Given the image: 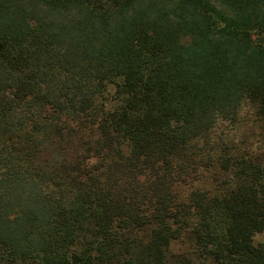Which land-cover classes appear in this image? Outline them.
Here are the masks:
<instances>
[{"label":"trees","instance_id":"1","mask_svg":"<svg viewBox=\"0 0 264 264\" xmlns=\"http://www.w3.org/2000/svg\"><path fill=\"white\" fill-rule=\"evenodd\" d=\"M260 236L264 0H0V264H264Z\"/></svg>","mask_w":264,"mask_h":264},{"label":"rangeland","instance_id":"2","mask_svg":"<svg viewBox=\"0 0 264 264\" xmlns=\"http://www.w3.org/2000/svg\"><path fill=\"white\" fill-rule=\"evenodd\" d=\"M239 133H241V132H238V134ZM212 177L211 176H209V179L207 178V179H205V177L204 178H200V182L201 183H199V186L200 187H198V188H201L202 186L204 187V186H206L207 188L209 187V183L213 180V179H211ZM203 184V185H202ZM187 189V188H186ZM211 188L209 187V190H210ZM264 240V236H260V237H256V239H255V242H258V241H263ZM175 245L172 247V249L176 252V250H177V248L179 247V243H174Z\"/></svg>","mask_w":264,"mask_h":264}]
</instances>
